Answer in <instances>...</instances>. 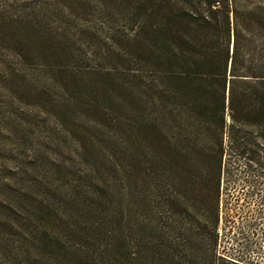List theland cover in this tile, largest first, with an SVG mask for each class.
<instances>
[{
	"label": "trees",
	"instance_id": "trees-1",
	"mask_svg": "<svg viewBox=\"0 0 264 264\" xmlns=\"http://www.w3.org/2000/svg\"><path fill=\"white\" fill-rule=\"evenodd\" d=\"M122 2L140 19L126 38L124 67L95 81L119 102L108 110L121 145L91 165L86 185L75 186L62 210L47 212L43 223L38 218L39 226L33 219L24 264L222 260L216 198L211 236L200 226L192 233L178 220L184 214L173 211L170 223L154 222L160 206L171 212L183 199L174 188L186 189L189 178L213 187L217 197L227 152L238 151L245 128H264V5ZM10 18L0 4V38Z\"/></svg>",
	"mask_w": 264,
	"mask_h": 264
},
{
	"label": "rangeland",
	"instance_id": "rangeland-1",
	"mask_svg": "<svg viewBox=\"0 0 264 264\" xmlns=\"http://www.w3.org/2000/svg\"><path fill=\"white\" fill-rule=\"evenodd\" d=\"M0 4L11 17L0 38V264H19L33 245V219L39 226L38 218L62 210L75 186L86 185L91 165L121 145L108 110L119 102L95 81L120 74L126 38L140 19L122 0ZM245 130L238 151L224 159L217 197L189 178L186 189L174 188L183 199L171 212L160 206L154 222L161 228L173 212L184 214L178 220L192 233L200 226L211 236L216 198L218 264H264V128Z\"/></svg>",
	"mask_w": 264,
	"mask_h": 264
}]
</instances>
